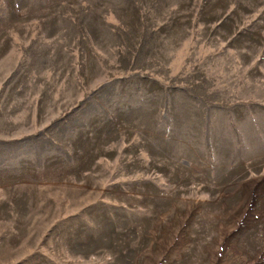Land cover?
Returning a JSON list of instances; mask_svg holds the SVG:
<instances>
[{"label":"rangeland","instance_id":"obj_1","mask_svg":"<svg viewBox=\"0 0 264 264\" xmlns=\"http://www.w3.org/2000/svg\"><path fill=\"white\" fill-rule=\"evenodd\" d=\"M0 264H264V0H0Z\"/></svg>","mask_w":264,"mask_h":264}]
</instances>
